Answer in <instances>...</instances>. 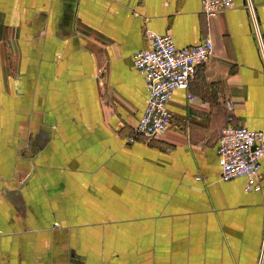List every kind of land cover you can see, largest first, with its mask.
<instances>
[{"label": "crops", "instance_id": "obj_1", "mask_svg": "<svg viewBox=\"0 0 264 264\" xmlns=\"http://www.w3.org/2000/svg\"><path fill=\"white\" fill-rule=\"evenodd\" d=\"M244 2L0 0V264H264V161L246 192L217 155L226 102L264 133V0L255 22ZM147 32L214 53L168 130L129 143Z\"/></svg>", "mask_w": 264, "mask_h": 264}, {"label": "built area", "instance_id": "obj_2", "mask_svg": "<svg viewBox=\"0 0 264 264\" xmlns=\"http://www.w3.org/2000/svg\"><path fill=\"white\" fill-rule=\"evenodd\" d=\"M234 0H200V12L207 19L233 7ZM244 7L255 22L252 0ZM147 48L135 54L132 65L142 76L147 90L145 109L133 128L129 143L138 137L153 140L161 137L172 123L169 102L177 90H187L198 68L212 58L214 49L209 37L195 46L178 48L170 35L146 33ZM264 62V48L261 46ZM194 97L188 95L189 101ZM226 126L218 138L217 155L220 179L244 178L246 192H257L261 186L260 168L264 161V133L232 124L234 106L225 103Z\"/></svg>", "mask_w": 264, "mask_h": 264}]
</instances>
